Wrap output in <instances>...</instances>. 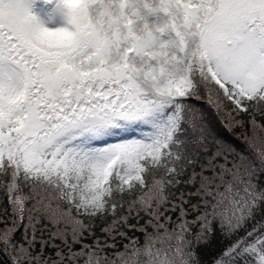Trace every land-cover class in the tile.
Returning <instances> with one entry per match:
<instances>
[{
  "label": "snow or ice",
  "instance_id": "1",
  "mask_svg": "<svg viewBox=\"0 0 264 264\" xmlns=\"http://www.w3.org/2000/svg\"><path fill=\"white\" fill-rule=\"evenodd\" d=\"M0 264H264V0H0Z\"/></svg>",
  "mask_w": 264,
  "mask_h": 264
},
{
  "label": "rangeland",
  "instance_id": "2",
  "mask_svg": "<svg viewBox=\"0 0 264 264\" xmlns=\"http://www.w3.org/2000/svg\"><path fill=\"white\" fill-rule=\"evenodd\" d=\"M140 130L137 129V130H134V133L133 134H137Z\"/></svg>",
  "mask_w": 264,
  "mask_h": 264
}]
</instances>
